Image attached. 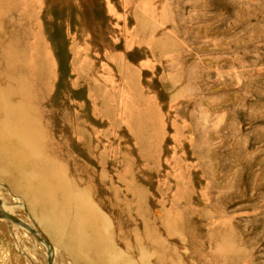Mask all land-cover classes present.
<instances>
[{"label":"rangeland","instance_id":"obj_1","mask_svg":"<svg viewBox=\"0 0 264 264\" xmlns=\"http://www.w3.org/2000/svg\"><path fill=\"white\" fill-rule=\"evenodd\" d=\"M0 76L129 254L264 264V0H0Z\"/></svg>","mask_w":264,"mask_h":264},{"label":"bare ground","instance_id":"obj_2","mask_svg":"<svg viewBox=\"0 0 264 264\" xmlns=\"http://www.w3.org/2000/svg\"><path fill=\"white\" fill-rule=\"evenodd\" d=\"M1 83L0 226L6 225L23 264H165L162 255L144 259L154 252L146 255L138 244L136 256L129 254L133 247L121 235L117 245L105 230L109 219L88 192L77 185L67 187L47 169L39 141Z\"/></svg>","mask_w":264,"mask_h":264}]
</instances>
